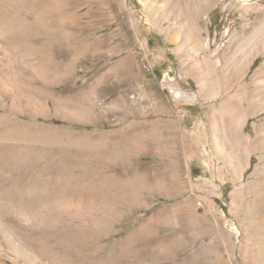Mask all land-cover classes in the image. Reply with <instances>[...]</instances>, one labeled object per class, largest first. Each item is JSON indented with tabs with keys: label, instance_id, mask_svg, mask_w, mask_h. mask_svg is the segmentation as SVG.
Masks as SVG:
<instances>
[{
	"label": "rangeland",
	"instance_id": "1",
	"mask_svg": "<svg viewBox=\"0 0 264 264\" xmlns=\"http://www.w3.org/2000/svg\"><path fill=\"white\" fill-rule=\"evenodd\" d=\"M263 31L264 0H0V264L11 236L42 264H264Z\"/></svg>",
	"mask_w": 264,
	"mask_h": 264
},
{
	"label": "bare ground",
	"instance_id": "2",
	"mask_svg": "<svg viewBox=\"0 0 264 264\" xmlns=\"http://www.w3.org/2000/svg\"><path fill=\"white\" fill-rule=\"evenodd\" d=\"M176 1V0H175ZM177 1H180V0H177ZM214 1V0H213ZM210 4V3H209ZM211 5V4H210ZM204 6V5H203ZM212 6V5H211ZM208 7V6H207ZM204 8V7H203ZM206 10V9H205ZM264 32V31H263ZM263 37V36H262ZM262 39V38H261ZM263 40V42H262V47H264V38L262 39ZM245 41H246V39H245ZM261 41V40H260ZM210 43V42H209ZM2 44V43H1ZM264 49V48H263ZM253 51V50H252ZM4 52V51H3ZM250 53H251V51H250ZM249 54V53H248ZM247 54V55H248ZM5 57V56H4ZM249 57V55L247 56V59H249L248 58ZM250 60V59H249ZM243 62H244V60H243ZM247 62V61H246ZM211 76V75H210ZM3 80V79H2ZM1 82V81H0ZM210 83H211V81H210ZM212 85V84H211ZM8 88V87H7ZM196 94L194 93L193 95H192V99L193 100H195L196 99ZM243 117V116H242ZM241 127V126H240ZM240 130V129H239ZM239 161V160H238ZM236 162L238 165H239V163L240 162ZM237 165V166H238ZM2 214H0V227H1V225H2V223H3V221H5V220H3V217L1 216ZM8 229V228H7ZM6 229V230H7ZM7 232H8V230H7ZM11 232V231H10ZM9 232V233H10ZM3 233H5L4 231H3ZM2 233V234H3ZM11 233H13V232H11ZM14 234V233H13ZM9 236V235H8ZM16 236V235H15ZM10 237V236H9ZM12 237V236H11ZM10 237V238H11ZM10 238H7V239H5V237H4V239H5V242H6V244L9 246V247H11L12 249H14V251H16V259H15V261H16V263L17 264H42V261H40L41 260V258H39L38 256H36V255H34V253L35 252H32L33 253V255L32 254H29L30 253V251H29V253H26L27 252V249H25L26 250V252L25 251H23L20 247H19V245H17V244H15V242H17V241H15L14 239V237H12L11 239H13V240H10ZM23 239V238H22ZM15 241V242H14ZM30 241V240H29ZM38 243V242H37ZM19 244V243H18ZM22 244V243H21ZM6 245V246H7ZM25 245V244H24ZM42 245V244H41ZM24 247V246H23ZM29 247V246H28ZM30 248V247H29ZM24 249V248H23ZM9 250H10V248H9ZM7 251V250H6ZM50 254V253H49ZM29 260V261H28ZM53 262V261H52ZM57 262H58V260H57ZM63 263V262H62ZM44 264H46V263H44ZM52 264V263H51ZM54 264V263H53Z\"/></svg>",
	"mask_w": 264,
	"mask_h": 264
}]
</instances>
